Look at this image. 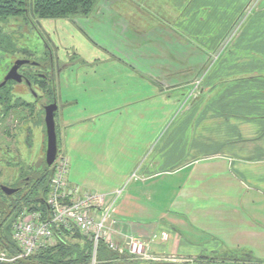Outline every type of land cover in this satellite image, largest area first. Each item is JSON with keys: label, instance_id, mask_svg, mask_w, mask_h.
<instances>
[{"label": "crops", "instance_id": "1", "mask_svg": "<svg viewBox=\"0 0 264 264\" xmlns=\"http://www.w3.org/2000/svg\"><path fill=\"white\" fill-rule=\"evenodd\" d=\"M181 1L150 0L151 11L171 16L163 20L124 16L143 6L116 0L92 34L44 23L88 54H77L85 68L61 73L57 92L67 182L92 193L125 187L112 225L118 242L145 240L151 255L175 262L223 251L264 264V0L210 64L250 0H185L189 15ZM204 71L201 95L188 101Z\"/></svg>", "mask_w": 264, "mask_h": 264}, {"label": "rangeland", "instance_id": "2", "mask_svg": "<svg viewBox=\"0 0 264 264\" xmlns=\"http://www.w3.org/2000/svg\"><path fill=\"white\" fill-rule=\"evenodd\" d=\"M114 1L116 0H100L97 6L98 12L94 11L91 17H89L88 19L80 18L67 20V22H70L71 24L76 26H80L81 30L84 26L85 29L87 31H90V34H92L93 19L98 16H105V14L109 17L110 11H108L107 8L108 5L113 3ZM126 1L132 5L142 4L143 7L139 8L138 6H136L135 9L133 6L131 11L130 9H125L122 12L124 16L135 13L143 16L148 15L151 19L155 18L157 15L159 19L163 20L165 18L164 15H166L167 19L171 18V16L169 17L167 13L163 15L162 10H159V13L157 11H151L149 9L152 8L150 0H131V2L130 0ZM257 2L258 0H250L246 4L241 14L225 34L222 42L218 45L217 49L209 58V64L218 59L223 54V52L228 49L229 45L231 46V43L239 33L242 25L253 15V12L257 8ZM103 4H105L104 7ZM189 4L190 1H181L180 6L181 8H183L181 9V13L183 15H189ZM114 6V8H117L118 4H115ZM159 6H162L161 2ZM177 7L179 8V6ZM45 22L46 21H42L41 26L37 25V29L35 30L32 29V26L30 25L24 26L22 29H20V31L17 32V47L18 49L22 50V52L16 53L10 59H7L8 56L4 55L3 63L0 67L1 83L6 74L14 65L15 61L18 59H28L31 61L39 62L41 65L49 63L51 61V58L54 61L53 71L48 68L43 69L41 66L32 68L23 67V69L21 70V72L24 73L25 76L28 72H33L34 75L48 81L46 84L49 90L43 89L39 80H34L33 89L37 93V98L34 96V94H32V92H30L28 86L25 83L18 84L11 81L9 84V90L7 89L5 92L7 100H5V104L7 105L8 103L9 105H0V182L5 183L6 185L15 184L16 182H18L19 178L23 180L30 175H35V173L39 175L43 174L42 169H40L39 167L42 165L44 158V110L39 104V101L44 104L54 102V99H56V96H58V86L61 84V81L64 80L61 73L70 70V74H72L71 70L79 67L85 68L84 66H86L83 64L82 58L77 55L84 52L85 48L81 46L80 43L77 45L74 44V40H76V38H70L69 45L73 44L70 48L67 43V45L63 43L61 32L57 30L58 27L55 30L47 29L46 27H44L47 24L46 23L44 25ZM53 22L62 23L65 21ZM18 27V22L14 21L9 22L7 26L9 32H14L15 30L17 31ZM54 34L56 35V37H54ZM84 53L88 55L87 52ZM70 74L66 79H68L69 84L76 85V83L78 82V76ZM199 74L197 78H193V81L190 84L191 89L189 90L188 101L190 99H193L194 101L201 95V86L205 78V71L204 73L200 75ZM78 88H80V93L82 94V87L77 86L74 88V90L76 91ZM51 90H54V92L56 93L54 97L50 93ZM84 99L86 101H89L87 95H84ZM60 111L61 108L59 105V110L56 113V118H59ZM47 176L48 174L46 175V177ZM38 186L39 189L42 190L36 191L35 197L37 196V198L44 195L45 187L42 182H39ZM19 199L21 204L16 207V210H14L12 204L16 203ZM33 200V196L28 197L25 195H19L14 198L8 199L0 194V222L4 218H7L6 225L1 231L2 237L0 238V258H4V262L0 261L2 264H19L17 260L13 261V258L18 255V252L14 254L9 249L11 245V237L16 224L23 213H31L35 211H31V208L36 203H31ZM35 205L38 206V204ZM77 231L78 230H71L65 237L63 236V240L67 245L76 244V242H78L75 239H72L71 236H69L78 234L79 231ZM79 234L81 235L82 233ZM56 235H59V237H61V234L59 232H57ZM56 240L57 237L52 241V245L56 243ZM124 257L129 258L130 256L127 253ZM151 257L155 258L154 261H151L152 263L159 262L160 260L164 259L163 256L151 255ZM166 257L170 258L171 256ZM74 258H77V256H75ZM93 258L94 255L92 252V258L91 261L88 262L89 264L94 263ZM116 259H119L118 256ZM175 259H179V262L176 263L181 264H256V262L251 259V256L223 251L212 253L209 255H203L201 257H175ZM96 260L100 263H104L106 261H114L113 259L107 260V258L104 257L102 259L103 261H100L98 255L96 256ZM122 262L126 264H143L144 262H147V260L139 259L137 261H128L123 259Z\"/></svg>", "mask_w": 264, "mask_h": 264}, {"label": "built area", "instance_id": "3", "mask_svg": "<svg viewBox=\"0 0 264 264\" xmlns=\"http://www.w3.org/2000/svg\"><path fill=\"white\" fill-rule=\"evenodd\" d=\"M68 173L69 161L59 155L54 164L50 193L46 200L48 212H28L20 217L12 234V240L19 249L13 261L31 257L39 250L48 248L53 244L57 232L62 234L71 230H78L92 243L93 264H100L96 256L101 243H105L119 258L106 261L105 264H116L123 259L154 261L155 258L151 257L149 245L145 240L132 236L120 237L122 242L115 239L117 235L113 232L112 225L115 223L117 203L125 187L109 194L82 192L80 188L69 185ZM136 177L133 175L129 178L127 184L137 180ZM127 253L129 258L124 257Z\"/></svg>", "mask_w": 264, "mask_h": 264}, {"label": "trees", "instance_id": "4", "mask_svg": "<svg viewBox=\"0 0 264 264\" xmlns=\"http://www.w3.org/2000/svg\"><path fill=\"white\" fill-rule=\"evenodd\" d=\"M100 0H0V67L3 63L4 55H7V59H10L13 55L22 50L18 49L17 45V32L20 31L24 26H32V29H37V25L41 26L42 21H60V20H73V19H88L91 17L93 12L96 10ZM18 22V30L14 32L8 31L9 22ZM51 62V61H50ZM45 63L41 65L44 69ZM39 63V62H38ZM40 66V63H39ZM37 66V67H39ZM24 67H36L32 65H26ZM1 75V73H0ZM27 79L32 85L35 79L41 82L43 89L49 90L47 87V80L42 79L39 76L28 72L26 75ZM10 82L2 89H0V105L5 106L6 95L5 92L10 87ZM52 96H55L54 90L50 92ZM7 101V100H6ZM9 104L7 103L6 106ZM59 139V131H58ZM48 176L44 181V195L37 198L35 197L36 191H40L39 186L35 184L32 196L34 200L31 203L38 204L31 208L35 211H43L47 214L48 208L46 205L47 197L50 193V185L53 178L52 169H46ZM34 194V195H33ZM31 196V197H32ZM78 232V231H77ZM68 232L62 233L57 237L56 243L49 248L41 249L31 257L17 260L19 264H89L91 261L93 245L89 239L82 234L69 235L72 239H75L76 244L67 245L63 236L65 237ZM79 239V240H78ZM58 242V243H57ZM84 243V244H83ZM11 252L16 254L19 253V249L16 243L12 240L10 243ZM84 245V246H83ZM6 248V247H5ZM7 248V249H8ZM77 256V258H74ZM98 256L100 261H103V257L107 260H116L117 254L108 249L105 243H101L98 250ZM109 257V258H108ZM79 258V259H78ZM105 264V263H100Z\"/></svg>", "mask_w": 264, "mask_h": 264}, {"label": "water", "instance_id": "5", "mask_svg": "<svg viewBox=\"0 0 264 264\" xmlns=\"http://www.w3.org/2000/svg\"><path fill=\"white\" fill-rule=\"evenodd\" d=\"M39 66L38 62L31 61L28 59H18L15 61L14 65L10 69V71L6 74L3 81L0 83V89L4 88L9 82L13 81L18 84L25 81L26 85L30 88L32 94L37 98V93L32 88L31 83L28 79L24 80V77L19 73V70L26 66ZM44 125H45V138H46V148H45V160L46 167L48 169H52L54 172V164L59 156V140H58V128L56 121V113L59 110V105L57 100L53 103L46 105L44 107ZM2 191L6 193V195H14L18 193L21 189H12L6 186H2ZM165 264H179V263H165Z\"/></svg>", "mask_w": 264, "mask_h": 264}, {"label": "flooded vegetation", "instance_id": "6", "mask_svg": "<svg viewBox=\"0 0 264 264\" xmlns=\"http://www.w3.org/2000/svg\"><path fill=\"white\" fill-rule=\"evenodd\" d=\"M53 64H54V61L51 58L50 64L49 65H45L44 69L48 68L51 71H53V69H54ZM40 66H41V64H40ZM55 68H56V66H55ZM22 69H23V67L19 70V73L24 77V80H25V79H27V77L25 76L24 73L21 72ZM58 71H59V69H58ZM23 83H25V81H23L20 84H23ZM29 90H30V88H29ZM30 92H31V90H30ZM55 100H57V102H58L57 96H56V99H54V101ZM51 103H53V102H51ZM51 103H49V104H51ZM39 104L41 105L43 110H44V107L46 105H49V104H44L41 101H39ZM44 114H45V110H44ZM1 119H3V118H1ZM45 148H46V138H45V125H44V158H43L42 165L39 167L40 169H42L43 174L39 175V174L35 173V175H30L27 178H24L23 180H21V178H19L18 182H16L15 184H12V185H6L5 183L0 182V194H2L3 196H5L8 199L14 198V197L19 196V195H25V196L31 197V194L33 193L32 191L35 188V184H37L39 182H42V184H44V181L46 180V175H47V170L46 169H48L46 167ZM39 176H40V178H39ZM2 186H6V187H9V188H12V189H21V190L18 193L14 194V195L8 196V195H6V193L4 191H2V188H1ZM20 204H21L20 203V199L17 200L16 203L12 204L14 210H16V207H18ZM6 222H7V218H4L0 222V238L2 237L1 236V231L4 228V226L6 225ZM0 261H3V260H0ZM165 263H176V262L173 261V260L171 261V259L164 258L161 262L160 261L159 262H155V263L146 262V263H143V264H165ZM0 264H2V263L0 262ZM116 264H126V263H123V262L120 261V262H118Z\"/></svg>", "mask_w": 264, "mask_h": 264}]
</instances>
